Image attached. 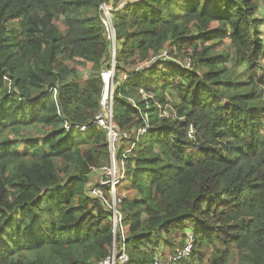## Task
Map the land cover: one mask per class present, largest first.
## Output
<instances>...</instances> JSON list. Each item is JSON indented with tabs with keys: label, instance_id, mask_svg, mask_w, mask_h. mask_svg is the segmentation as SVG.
Returning a JSON list of instances; mask_svg holds the SVG:
<instances>
[{
	"label": "trees",
	"instance_id": "obj_1",
	"mask_svg": "<svg viewBox=\"0 0 264 264\" xmlns=\"http://www.w3.org/2000/svg\"><path fill=\"white\" fill-rule=\"evenodd\" d=\"M119 1L0 0V264H101L116 242L128 264H153L189 232L195 247L178 264H264L254 0H141L113 13L114 123L128 133L120 232L88 196L91 168L110 163L108 134L75 126L99 111L112 63L99 7ZM168 51L190 69L158 59Z\"/></svg>",
	"mask_w": 264,
	"mask_h": 264
},
{
	"label": "built area",
	"instance_id": "obj_2",
	"mask_svg": "<svg viewBox=\"0 0 264 264\" xmlns=\"http://www.w3.org/2000/svg\"><path fill=\"white\" fill-rule=\"evenodd\" d=\"M139 2L141 0H135ZM134 3V2H132ZM129 4V3H128ZM127 5V4H126ZM125 5V6H126ZM122 9V6H114L109 4H102L99 7L101 21L104 26L107 40L112 45L113 56L115 61L116 52V33L112 23L113 13ZM111 63V67L106 70H102L101 78L104 84L103 92L99 100V111L93 122L75 126L77 130L87 132L92 128H100L107 131L110 151V163L105 167H92L93 173L102 172L105 177L98 184L91 186L87 189V194L92 199L99 201L104 208L111 214L114 232L121 231L122 214L118 207L122 203V200L118 197L117 189L125 176V160L126 156L122 159H118L119 145L121 141L128 139V133L122 132L119 127L114 123V92H115V70L116 62ZM52 92V91H51ZM55 96L57 92L54 93ZM65 128L70 130L71 127L66 123ZM126 155V153L124 154ZM118 162H117V161ZM117 164V165H116ZM195 235L192 233L187 236L184 247L178 250L174 255L169 258L170 264H178L182 261L188 260L195 247ZM111 262V256L108 257L101 264H109ZM153 264H160L157 260ZM164 264V263H163Z\"/></svg>",
	"mask_w": 264,
	"mask_h": 264
},
{
	"label": "rangeland",
	"instance_id": "obj_3",
	"mask_svg": "<svg viewBox=\"0 0 264 264\" xmlns=\"http://www.w3.org/2000/svg\"><path fill=\"white\" fill-rule=\"evenodd\" d=\"M132 2H136V1L135 0H121V1H119L117 3V6H119V7L122 6V9H124V7H125L126 4L132 3ZM254 3H257V5L259 7V10L257 11L256 16H255V19H260L263 22L261 31L263 33L262 34V38L264 39V0H254ZM227 41H228V44H230V40L227 39ZM116 50H117V45H116ZM113 51L114 50L111 51L112 52V63L114 61ZM165 51H167V50H165ZM158 59H162L164 61H173V62L177 63L178 65L182 66L183 68L190 69L189 56H184V59H177L176 60L175 58H173L170 55V52L168 51V53L167 52H163V54L161 56H159ZM153 62H155V58L152 59V60H150L147 63V66L150 65ZM263 64H264V62H263ZM110 67H111V64H110ZM76 69H77L78 78L80 80L83 81V79H86L88 77V74L86 72L87 69H88L87 67L78 65ZM125 78L123 77V79H125ZM120 81H122V79H120ZM143 98L144 99H153L152 96H148L146 94L143 95ZM159 109H160V112L163 115H165V116L173 115V117H175V115H176L175 112H172V114H171V109H170V106H168V105L165 106V107H160ZM108 164L102 165L100 167L108 166ZM104 177H105V175L102 172H100V173H93L90 176V184H89L88 188L91 187V186H94V185L98 184L100 181H102V179H104ZM87 189H86V191H87ZM192 233L193 232H189L188 235H191ZM172 236H173V242H174V244L180 245V244L183 243V245H184L186 243V240H183L182 238H179L178 236H176L174 234ZM172 253L173 252L171 251V249L169 247H167V245H165V246L161 247V251L157 254L156 260L160 264H163V263L164 264H170L169 263V258L172 255ZM235 256L236 257L233 259V261L231 262V264H239L238 259H237V254H235ZM128 261H129V255H128V253H126L123 250H120L119 243L116 242L114 244V246H113V249H112L111 262L109 264H128Z\"/></svg>",
	"mask_w": 264,
	"mask_h": 264
},
{
	"label": "bare ground",
	"instance_id": "obj_4",
	"mask_svg": "<svg viewBox=\"0 0 264 264\" xmlns=\"http://www.w3.org/2000/svg\"><path fill=\"white\" fill-rule=\"evenodd\" d=\"M122 5V4H121Z\"/></svg>",
	"mask_w": 264,
	"mask_h": 264
},
{
	"label": "water",
	"instance_id": "obj_5",
	"mask_svg": "<svg viewBox=\"0 0 264 264\" xmlns=\"http://www.w3.org/2000/svg\"><path fill=\"white\" fill-rule=\"evenodd\" d=\"M116 62V61H115Z\"/></svg>",
	"mask_w": 264,
	"mask_h": 264
}]
</instances>
